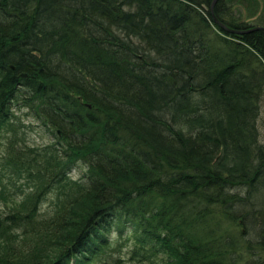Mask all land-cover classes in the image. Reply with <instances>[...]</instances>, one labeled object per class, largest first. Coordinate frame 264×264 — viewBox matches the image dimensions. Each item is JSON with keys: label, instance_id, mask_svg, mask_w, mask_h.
I'll use <instances>...</instances> for the list:
<instances>
[{"label": "trees", "instance_id": "trees-1", "mask_svg": "<svg viewBox=\"0 0 264 264\" xmlns=\"http://www.w3.org/2000/svg\"><path fill=\"white\" fill-rule=\"evenodd\" d=\"M210 3L0 0V264H264V31L213 17L264 23Z\"/></svg>", "mask_w": 264, "mask_h": 264}, {"label": "rangeland", "instance_id": "rangeland-1", "mask_svg": "<svg viewBox=\"0 0 264 264\" xmlns=\"http://www.w3.org/2000/svg\"><path fill=\"white\" fill-rule=\"evenodd\" d=\"M225 2L226 5H228V8L230 10H233V14L238 16L239 19L242 18V20H245L249 24H255L259 22L264 23V0H225ZM205 7L208 8L207 5H205ZM227 27L234 28L229 26ZM221 28L224 29L223 27ZM236 29H244V28H236ZM226 31H230V30H226ZM230 32H235V31H230ZM261 107H262V111L259 119L260 129H261L260 139L264 141V104ZM13 112L15 116H13L11 119V121L14 123V125L13 124L12 125L18 136L24 139L28 144L46 145L56 140L55 137L56 135L51 133L50 129H48L41 122H39L38 118L33 116L31 113H28L29 112L28 109L22 106L20 101L14 100ZM9 133H11V131L4 130V132L2 133L3 136L1 137V145L5 144L6 136ZM73 169L74 170L72 172V175L76 177L78 175L79 170L76 168V166ZM7 179H8V175L6 176L5 182L7 184V192L11 193L12 195H8L6 198L1 197L0 204L2 205L3 200H5L6 202H8V204L15 205L17 200L20 197H22L24 193H26L31 189V184L29 182L25 183L24 178L22 176L15 178L14 182H8ZM17 195L18 196L21 195V196L17 197ZM42 204L44 205V207H47V203L43 202ZM109 238L110 239L113 238V242H111L113 248H106L104 250V253L100 256L98 254L94 255L90 259V261H88L86 264H116L114 262V257H119V256L122 259H124V261L121 264H130L127 260H125L126 258L124 256H125V252L130 249L131 242L129 240L122 241L121 239H124V236L120 239L116 237V233L114 231L109 235Z\"/></svg>", "mask_w": 264, "mask_h": 264}, {"label": "water", "instance_id": "water-1", "mask_svg": "<svg viewBox=\"0 0 264 264\" xmlns=\"http://www.w3.org/2000/svg\"><path fill=\"white\" fill-rule=\"evenodd\" d=\"M216 2V0H212L210 3L211 10L213 9V4ZM214 21L218 23L221 27H223L226 30L235 31V32H248L255 29H261L264 31L263 25H252L250 27L244 28V29H236V28H228L223 22H221L216 16L213 17Z\"/></svg>", "mask_w": 264, "mask_h": 264}, {"label": "bare ground", "instance_id": "bare-ground-1", "mask_svg": "<svg viewBox=\"0 0 264 264\" xmlns=\"http://www.w3.org/2000/svg\"><path fill=\"white\" fill-rule=\"evenodd\" d=\"M214 5V4H213ZM256 30V29H255ZM240 33H244V32H240Z\"/></svg>", "mask_w": 264, "mask_h": 264}]
</instances>
